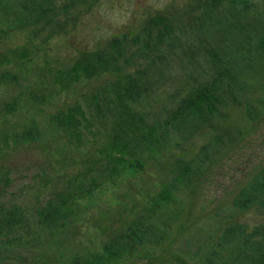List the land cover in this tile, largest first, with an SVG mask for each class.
Returning <instances> with one entry per match:
<instances>
[{"label":"rangeland","instance_id":"obj_1","mask_svg":"<svg viewBox=\"0 0 264 264\" xmlns=\"http://www.w3.org/2000/svg\"><path fill=\"white\" fill-rule=\"evenodd\" d=\"M198 2L58 0L65 12L50 24L0 25V205L24 214L0 264H66L73 257L84 264H203L225 229L264 227L263 210L232 206L264 165V68L251 71L194 129L188 121L165 127L190 88L209 80L201 55L191 56L194 47L227 39L223 25L219 35L197 31ZM253 4L264 8V0ZM157 16L181 49L162 51L165 62L146 71L147 97L135 103L124 76L147 67L138 54L154 42L155 31L146 37L144 30ZM113 39L135 60L120 62L119 73L90 66L86 53L108 50ZM32 122L36 142L19 137ZM48 205L67 215L63 224L37 225V212ZM142 223L161 231L164 242L104 262L103 244Z\"/></svg>","mask_w":264,"mask_h":264},{"label":"trees","instance_id":"obj_2","mask_svg":"<svg viewBox=\"0 0 264 264\" xmlns=\"http://www.w3.org/2000/svg\"><path fill=\"white\" fill-rule=\"evenodd\" d=\"M58 0H0V25L12 28L36 26L40 23H52L61 10L57 9ZM254 0H199L196 10L200 11L197 31L206 30L218 32L226 26L224 31L227 39L219 40V45H202L194 47L208 66L209 80L192 86L187 95L180 100L178 106L165 122V127L179 128L183 122L192 125L194 129L198 122L205 121L208 115L217 110L222 99L230 95L232 90H241L250 72L264 68V8L256 11ZM222 5H227L228 11L221 12ZM217 14L221 18L214 20L209 16ZM218 24V26H217ZM155 31L154 42L149 46L144 44V50L138 57L147 60L144 70H137L133 75L124 76V83L133 102H139L147 97L146 71L155 67L159 62H165L163 50H175L172 39L173 32L168 21L161 16L151 18L144 30L146 37H151ZM217 35V36H218ZM177 43V42H176ZM179 44V43H178ZM123 40L113 39L109 49L103 52H89L85 57L87 63L100 70H110L119 73L123 69L119 63L125 62L129 66L135 56L125 58ZM220 47V48H219ZM158 53V54H157ZM154 54V57L150 55ZM157 54V55H156ZM199 55V56H200ZM31 127L25 126L19 136L29 142H36L38 130L32 122ZM29 127V128H28ZM35 132L36 136L30 134ZM142 141L146 138L140 135ZM150 142V141H149ZM206 148L203 149V154ZM253 181V182H252ZM252 182V183H251ZM232 206L240 212L248 210H263L264 212V165L253 175L236 195ZM37 225L44 228L58 227L63 224L67 215L48 205L37 212ZM24 214L14 206L0 205V251L9 248L16 237V232L24 226ZM220 242L212 243L203 259V264H264V227H256L250 232L246 227L233 225L222 232ZM164 234L151 224L130 226L124 232L104 243L101 258L104 262L117 261L136 252L137 248L148 245L158 246L164 242ZM66 264H84L77 258H71Z\"/></svg>","mask_w":264,"mask_h":264}]
</instances>
